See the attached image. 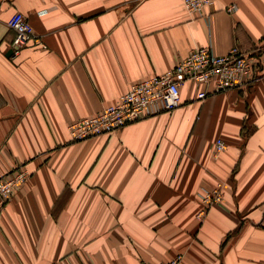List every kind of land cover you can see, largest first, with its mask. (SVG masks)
<instances>
[{"label": "crops", "instance_id": "1", "mask_svg": "<svg viewBox=\"0 0 264 264\" xmlns=\"http://www.w3.org/2000/svg\"><path fill=\"white\" fill-rule=\"evenodd\" d=\"M14 13L44 47L11 53ZM205 13L183 0H0V173H29L0 198V264H264V73L204 99L188 82L178 108L111 134L68 132L194 48L264 44V0ZM217 183L222 203L200 221L197 195Z\"/></svg>", "mask_w": 264, "mask_h": 264}, {"label": "built area", "instance_id": "2", "mask_svg": "<svg viewBox=\"0 0 264 264\" xmlns=\"http://www.w3.org/2000/svg\"><path fill=\"white\" fill-rule=\"evenodd\" d=\"M212 3L213 0H183L184 8L192 18L208 19L205 10ZM235 10L234 4L226 8L228 13ZM8 27L14 32L11 44L13 55H17L29 43L38 41L21 13H14L10 17ZM263 73L264 44L250 51L233 46L224 55L215 54L209 47H197L165 73L130 84L114 104L104 107L98 114L70 123L68 132L74 141L111 134L128 124L178 108L181 103L180 89L188 82L204 87L197 94V99H204L208 95L244 88L258 81ZM224 149V142L217 139L212 157H217ZM27 172L23 166H19L11 172L0 173L2 200H8L23 185ZM197 198L201 208L196 217L201 221L211 207L222 203L223 184L217 183L214 188L199 192ZM180 259L176 257L160 264H178Z\"/></svg>", "mask_w": 264, "mask_h": 264}, {"label": "rangeland", "instance_id": "3", "mask_svg": "<svg viewBox=\"0 0 264 264\" xmlns=\"http://www.w3.org/2000/svg\"><path fill=\"white\" fill-rule=\"evenodd\" d=\"M27 22H28V21H27ZM28 24H29V23H28ZM33 32H34V31H33ZM36 39L38 40V41H37V42H38V44H40V45L44 46V44H41V43L39 42V37H37ZM12 42H13V41H12ZM37 42H36V43H37ZM11 44H12V43H11ZM83 118H84V117H83ZM79 119H81V118H79ZM76 120H78V119H75V120L71 121L70 123H72V122H74V121H76ZM68 126H69V125H68ZM27 173H28V172H27ZM28 176H29V173H28V175H27L26 179L28 178ZM25 181H26V180H25ZM14 194H15V193H14ZM14 194H13V195H14ZM13 195H12V196H13ZM12 196H11L9 199H11V198H12ZM9 199H8V200H9ZM1 200H2V199H1ZM8 200H2V201H3V202H7Z\"/></svg>", "mask_w": 264, "mask_h": 264}, {"label": "water", "instance_id": "4", "mask_svg": "<svg viewBox=\"0 0 264 264\" xmlns=\"http://www.w3.org/2000/svg\"><path fill=\"white\" fill-rule=\"evenodd\" d=\"M11 53H12V51H11Z\"/></svg>", "mask_w": 264, "mask_h": 264}]
</instances>
